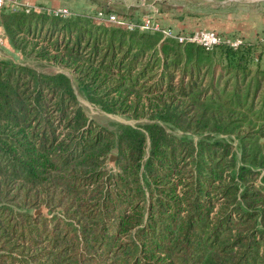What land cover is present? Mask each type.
Instances as JSON below:
<instances>
[{
	"label": "trees",
	"instance_id": "16d2710c",
	"mask_svg": "<svg viewBox=\"0 0 264 264\" xmlns=\"http://www.w3.org/2000/svg\"><path fill=\"white\" fill-rule=\"evenodd\" d=\"M0 24L70 72L0 58V264H264V38L205 47L4 4ZM72 79L150 121L95 123Z\"/></svg>",
	"mask_w": 264,
	"mask_h": 264
},
{
	"label": "rangeland",
	"instance_id": "374dc122",
	"mask_svg": "<svg viewBox=\"0 0 264 264\" xmlns=\"http://www.w3.org/2000/svg\"><path fill=\"white\" fill-rule=\"evenodd\" d=\"M31 2L30 7L37 10L53 12L56 8H65L68 14L92 15L99 21L106 20L105 17L108 15H115L117 18L134 24H142L144 21H148V26H156L161 29L169 27L174 30L176 27L174 22H179L187 28L182 31L183 33L202 28L212 29L220 34L240 36L234 34L235 31L244 30L249 34V38L244 40L257 41V37L264 38V0H32ZM13 4L12 8L22 6L19 3ZM138 28L157 31L162 36L158 29ZM1 33L0 58L27 62L39 69L62 70L67 74L70 73L68 69L53 65L44 58L34 59L31 56H24L20 50L9 43L5 33ZM3 35L6 36L4 40L1 38ZM4 43H9L8 47H5ZM262 60L264 61V52L262 53ZM76 83V80L72 79L77 100L88 118L95 123L114 130L118 123L137 126V124L150 121L146 116L132 117L128 114L100 108L77 92ZM167 126H169L168 123ZM172 131L177 134H184L194 142L206 132L183 131L178 127ZM208 133L217 138H226L233 146L236 144L237 138L234 132L216 133L209 131ZM108 156L104 164L106 167L113 168L114 160L109 161ZM235 157L238 161V153L235 154ZM8 204L14 206L15 202L8 201ZM37 208H41V212H46V207L43 204L35 205L33 210Z\"/></svg>",
	"mask_w": 264,
	"mask_h": 264
},
{
	"label": "built area",
	"instance_id": "2783aa9c",
	"mask_svg": "<svg viewBox=\"0 0 264 264\" xmlns=\"http://www.w3.org/2000/svg\"><path fill=\"white\" fill-rule=\"evenodd\" d=\"M6 0H0V5H2V3H5ZM10 3V0L9 2ZM15 2H12L13 6ZM25 7H30L25 5ZM54 13H61V14H68L65 10V8H56V10H53ZM106 20H109L110 22H116V23H122L128 26H133V25H137L140 28H152V29H158L161 31L162 36H170V37H174L175 39H177L178 41H191V42H195L198 44H201L205 47H210L215 43L218 42H224L227 43L231 46H236L241 40H244L242 37L240 36H231V35H227V34H220L219 32L212 30V29H195L190 31L189 33H183L180 31H176L173 30L169 27L166 28H157L156 26H148V21H144L142 24H134L131 22H127L125 20H122L120 18H117L115 15H108L107 17H105ZM2 32V31H1ZM4 33V32H3ZM2 34V33H1ZM3 37H6L3 35ZM1 37V38H3ZM261 38V37H258Z\"/></svg>",
	"mask_w": 264,
	"mask_h": 264
},
{
	"label": "crops",
	"instance_id": "0c3cea01",
	"mask_svg": "<svg viewBox=\"0 0 264 264\" xmlns=\"http://www.w3.org/2000/svg\"><path fill=\"white\" fill-rule=\"evenodd\" d=\"M31 1H32V0H10V3L5 2V3H2V4H4V5H8V6L11 7L12 2H15L16 4L19 3V4H21L22 6H25V5H27V6H31V3H32ZM174 23H175V25H176V27H175L176 31H180V32H182V31H185V30L187 29L186 27H184L183 24H181V23H179V22H174ZM177 23H178V24H177ZM177 26H178V27H177ZM172 29H173V28H172ZM175 29H174V30H175ZM1 31H2V33L4 32V31H3V28H2V26H1V24H0V33H1ZM234 34H237V35H240V36L244 37L243 39L249 38V34H248V32H246V31H244V30L235 31ZM257 38H258V37H257ZM2 39L4 40L5 37H3ZM8 45H9V43H4V46H5V47H8Z\"/></svg>",
	"mask_w": 264,
	"mask_h": 264
},
{
	"label": "water",
	"instance_id": "95a60500",
	"mask_svg": "<svg viewBox=\"0 0 264 264\" xmlns=\"http://www.w3.org/2000/svg\"><path fill=\"white\" fill-rule=\"evenodd\" d=\"M108 160H109V161H113V160H114V154H113V153H110V154H109V156H108ZM40 210H41V208L34 209V210H33V213L39 212Z\"/></svg>",
	"mask_w": 264,
	"mask_h": 264
}]
</instances>
